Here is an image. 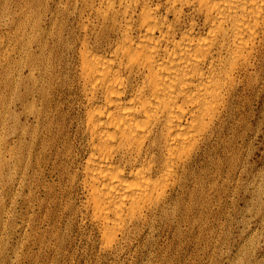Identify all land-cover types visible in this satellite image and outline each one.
Returning a JSON list of instances; mask_svg holds the SVG:
<instances>
[{
	"label": "bare ground",
	"instance_id": "obj_1",
	"mask_svg": "<svg viewBox=\"0 0 264 264\" xmlns=\"http://www.w3.org/2000/svg\"><path fill=\"white\" fill-rule=\"evenodd\" d=\"M7 3L8 182L38 183L50 164L68 196L81 189V209L108 250L147 240L161 224L194 226L188 213L206 206L220 165L245 163L236 144L263 81L264 0ZM42 186L39 202L56 205Z\"/></svg>",
	"mask_w": 264,
	"mask_h": 264
},
{
	"label": "rangeland",
	"instance_id": "obj_2",
	"mask_svg": "<svg viewBox=\"0 0 264 264\" xmlns=\"http://www.w3.org/2000/svg\"><path fill=\"white\" fill-rule=\"evenodd\" d=\"M12 1L0 0V81L6 76L4 56L9 44L8 29L2 24L6 5H11L7 2ZM262 78L256 96L251 99L246 137L239 138L236 144L237 158L245 163L228 165L225 161L220 165L218 192L205 186L207 208L188 213L194 226L181 225L180 234L175 228L161 224L152 234L156 239L139 237L130 246L108 250L81 209V189L72 190L68 196L66 184H59L50 164L40 168L38 183L28 181V187L17 181L11 185L3 168L0 169V264H264V74ZM74 142L78 144L75 139ZM4 144L5 141H0L1 157L5 153ZM42 184L57 193L56 205L51 198L39 202L46 197L47 189ZM68 205L77 212L67 210Z\"/></svg>",
	"mask_w": 264,
	"mask_h": 264
}]
</instances>
